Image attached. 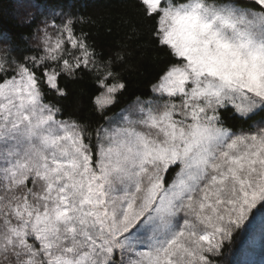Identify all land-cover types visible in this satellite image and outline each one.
I'll use <instances>...</instances> for the list:
<instances>
[{
  "label": "snow or ice",
  "instance_id": "snow-or-ice-1",
  "mask_svg": "<svg viewBox=\"0 0 264 264\" xmlns=\"http://www.w3.org/2000/svg\"><path fill=\"white\" fill-rule=\"evenodd\" d=\"M127 3L154 82L112 115L132 53L98 50L91 18L0 51V264H225L264 225V120L224 118L264 113V0ZM74 83L95 121L66 114Z\"/></svg>",
  "mask_w": 264,
  "mask_h": 264
},
{
  "label": "trees",
  "instance_id": "trees-1",
  "mask_svg": "<svg viewBox=\"0 0 264 264\" xmlns=\"http://www.w3.org/2000/svg\"><path fill=\"white\" fill-rule=\"evenodd\" d=\"M25 4L29 6L15 5L14 0H0V51L5 47H12L16 49L11 53L13 56L22 57L32 54L29 50L35 49L38 43L32 39V36L45 15L49 20L52 19L51 14L56 12L91 18L94 23L90 22L83 27L85 30L91 31L95 37L98 50L107 53L109 50L119 49L121 44L127 43L129 47L124 49L125 54L132 53L131 56H128L127 63L121 66L122 75L127 82V90L119 98V102L106 114L112 115L119 112L121 108L127 107L137 97L147 99L151 95V82H154L153 64L156 54L150 50H139L134 40L127 39L129 35H133L131 29L136 19L127 0H28ZM55 19L57 23L60 22V17H55ZM147 36V31H143L141 43L147 40ZM87 88V84H70L69 97L63 101V104L66 107V114L79 109L81 116L87 117L90 122H93L97 114L91 110L87 96H82L81 92L82 89ZM224 118L227 125L239 130L247 128L253 121L264 120V113L253 116L252 120L247 122L233 120L227 114ZM254 228H256L255 232L258 229H264V225ZM262 231V234L259 235L261 240L255 246V252H252L255 256L253 264H264V230ZM244 239L238 236L234 239L230 249H225V264H247L239 262L233 251L239 243L244 242Z\"/></svg>",
  "mask_w": 264,
  "mask_h": 264
},
{
  "label": "rangeland",
  "instance_id": "rangeland-1",
  "mask_svg": "<svg viewBox=\"0 0 264 264\" xmlns=\"http://www.w3.org/2000/svg\"><path fill=\"white\" fill-rule=\"evenodd\" d=\"M26 1L28 0H14L15 5L18 6H24L26 7L25 4ZM29 6V5H28ZM33 6V5H32ZM41 10H44L41 8ZM258 225H262L260 220L257 219L256 222H254V224L249 228V230L245 233H242L241 235H239L240 237L245 238L242 243H239L238 246L235 248V250H233L234 256L235 258H237L239 260V262H243V263H247V264H253V261H255V256L252 254V252H255V246L258 245L259 241L261 240V237L259 236L260 234H262V230L264 229H258L257 231L254 232V230ZM240 244L241 248H240Z\"/></svg>",
  "mask_w": 264,
  "mask_h": 264
}]
</instances>
